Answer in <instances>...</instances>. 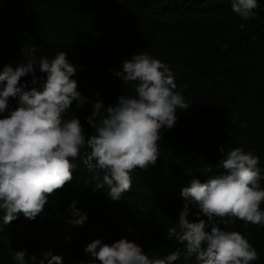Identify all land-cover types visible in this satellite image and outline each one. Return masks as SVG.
Here are the masks:
<instances>
[{
  "label": "trees",
  "instance_id": "1",
  "mask_svg": "<svg viewBox=\"0 0 264 264\" xmlns=\"http://www.w3.org/2000/svg\"><path fill=\"white\" fill-rule=\"evenodd\" d=\"M258 3L257 16L242 20L232 12L230 0H0V70L26 63L30 55L38 63L65 52L76 66L71 79L85 103L78 108L73 101L64 118L76 116L86 135L93 132L85 118L95 100L108 106L121 95L134 94L131 83L113 75L133 54L148 53L167 64L177 89L191 103L186 111L177 109L171 129H161L155 165L135 169L131 189L121 199L111 200L107 186L96 188L103 172H89L79 158L73 160L71 181L48 197L35 219L20 214L3 225L0 210V251L26 250L39 261L50 250L63 257V264L76 263L94 259L84 252L94 239L111 244L127 238L149 258L177 248L183 252V245L164 236L183 208L181 189L193 179L204 183L223 173L216 167L223 158L220 149L252 151L264 169V0ZM34 69L36 77L46 76L38 64ZM32 78L28 74L20 83L26 89L41 87L42 81L32 85ZM17 104L18 98L9 97V109ZM73 200L87 214L82 226L69 223L76 218L69 207ZM189 208L190 222L207 219ZM233 219L228 225L218 222L219 227L244 235L259 256L252 264H264V227ZM56 230L76 236L47 249L30 237ZM175 264L197 262L182 255Z\"/></svg>",
  "mask_w": 264,
  "mask_h": 264
},
{
  "label": "clouds",
  "instance_id": "2",
  "mask_svg": "<svg viewBox=\"0 0 264 264\" xmlns=\"http://www.w3.org/2000/svg\"><path fill=\"white\" fill-rule=\"evenodd\" d=\"M230 5L242 20L254 19L260 10L258 0H230ZM28 51L34 54L36 49ZM66 57L60 51L52 59L41 57L37 63L30 55L26 63H18L15 68L4 65L0 70L3 225H9L20 214L29 220L39 216L48 197L71 181L76 168L72 161L78 158L89 172L104 173L96 188L107 186L109 198L118 201L131 189L135 169L155 165L161 129H171L177 120V109L186 111L191 104L177 89L175 75L167 64L148 53L133 54L113 75L122 83H131L134 94L121 95L108 106L101 99L95 100L91 114L85 118L93 132L86 135L76 116L64 118L73 101L78 108L85 103L77 91V82L71 79L76 66ZM37 64L45 77L35 76ZM28 74L33 77L31 84L39 80L41 87L26 89L20 80ZM9 97L18 98L14 109L8 107ZM82 149L87 150L82 154ZM220 151L223 158L216 167L223 169L222 174L204 183L193 179L190 186L181 189L183 208L164 238L183 245V252L177 248L162 258H149L140 245L127 238L111 244L94 239L84 252L99 264H175L182 255L185 259L195 257L197 264H252L258 260L256 249L244 235L222 230L218 222L228 225L235 218L264 227V169L258 166L260 158L252 151L241 147ZM190 205L198 209L192 213L194 216L207 219L190 222ZM69 207L76 217L69 223L82 226L87 214L76 208L75 200ZM13 260L16 264H63V257L50 250L42 252L38 262L26 250L15 251Z\"/></svg>",
  "mask_w": 264,
  "mask_h": 264
},
{
  "label": "rangeland",
  "instance_id": "3",
  "mask_svg": "<svg viewBox=\"0 0 264 264\" xmlns=\"http://www.w3.org/2000/svg\"><path fill=\"white\" fill-rule=\"evenodd\" d=\"M75 236L76 234L70 231L56 230L50 235H46L42 232H36L30 237L47 249V247H50L53 243L69 241L66 239V237L73 239ZM13 256L14 253L12 252L0 251V264H16V262L13 260ZM90 262H92V264H99V261H95L94 259H86L81 262L66 264H90Z\"/></svg>",
  "mask_w": 264,
  "mask_h": 264
}]
</instances>
